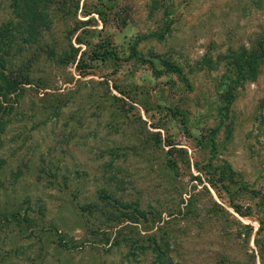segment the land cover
Segmentation results:
<instances>
[{
	"label": "rangeland",
	"instance_id": "1",
	"mask_svg": "<svg viewBox=\"0 0 264 264\" xmlns=\"http://www.w3.org/2000/svg\"><path fill=\"white\" fill-rule=\"evenodd\" d=\"M263 37L264 0H0V264H264Z\"/></svg>",
	"mask_w": 264,
	"mask_h": 264
},
{
	"label": "trees",
	"instance_id": "2",
	"mask_svg": "<svg viewBox=\"0 0 264 264\" xmlns=\"http://www.w3.org/2000/svg\"><path fill=\"white\" fill-rule=\"evenodd\" d=\"M261 41H262V44H264V37L261 39ZM256 61H257L256 58H251L249 60H246V64H248V66H252V65H255L257 63ZM238 65L241 67V69H243L244 66H243V64H241V62H239ZM2 68H3L2 62L0 59V69H2ZM5 78H6V76L4 75L3 70L2 71L0 70V80L2 81V82H0V91L4 90V92H2V94L4 96H7V95H9L10 90H13V87H12L11 83H7L4 80ZM5 126H6V123L4 122V120L0 119V142L2 140L1 137H2V134L4 133Z\"/></svg>",
	"mask_w": 264,
	"mask_h": 264
}]
</instances>
